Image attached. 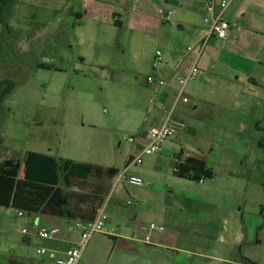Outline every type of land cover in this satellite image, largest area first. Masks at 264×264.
Returning <instances> with one entry per match:
<instances>
[{"label": "rangeland", "instance_id": "374dc122", "mask_svg": "<svg viewBox=\"0 0 264 264\" xmlns=\"http://www.w3.org/2000/svg\"><path fill=\"white\" fill-rule=\"evenodd\" d=\"M164 2L8 0L0 13V164L22 162L26 153L36 152L125 173L128 155L136 157L145 148L142 136L153 115L170 110L154 98L153 85H147L146 78L155 77L163 60L186 50L185 33L164 20V9H168ZM184 3L170 1L176 8ZM114 12L120 26L113 23ZM218 68L229 77L228 70ZM263 81L252 83L241 75L234 86L226 85L225 91L213 94V107L199 103L197 116L180 114L179 107L174 110L173 118L185 128L164 141L162 148L182 152V157L201 156L213 171L212 179H181L172 171L171 157L159 162L170 166V181L179 192L201 197L207 206L201 220L232 210L250 244L236 247L233 253L226 250V255L238 262L241 248L255 264H264ZM155 155L143 156L141 165L129 167V174L149 173L151 165L158 164ZM117 177L106 183L110 187L105 204L121 185ZM95 188L96 182L90 179L74 182L68 191L78 201ZM17 213L0 207V264H10L7 257L12 254L36 258V248L47 246L35 237L28 245L24 241L33 231L28 222L37 218L39 224L40 216L22 212L17 217ZM182 218L187 225L198 220L186 213ZM146 223L158 226L154 221ZM90 243L99 245L95 264H112L122 248L98 233ZM196 247L190 254L157 251L156 259L162 264H224L217 260V252L223 250L218 243L201 240ZM134 248L128 247L124 254Z\"/></svg>", "mask_w": 264, "mask_h": 264}, {"label": "crops", "instance_id": "0c3cea01", "mask_svg": "<svg viewBox=\"0 0 264 264\" xmlns=\"http://www.w3.org/2000/svg\"><path fill=\"white\" fill-rule=\"evenodd\" d=\"M170 1L165 0L164 2L168 7V9H164V20L171 25L176 24L177 28L185 33L186 50L181 55L173 54L166 60L160 58V62L162 60L163 62L154 78L162 79L165 81V85L164 87L153 85L151 93L161 103V106L166 105L170 107L169 109L173 107L175 95L179 89L178 79L183 78L194 63L201 70L203 77L193 85L187 83L188 85L185 86L184 94L190 99V103L177 106L179 113L184 115L196 114L197 116L199 103L213 107L216 104L212 99L213 94L225 91L223 87L226 85L234 86L241 75L248 77L252 83L264 80V0H230L223 18L234 21L235 27L229 32L226 40L210 38L200 55H198V51L205 29L203 25L205 0H184V6L179 8L173 7ZM98 4L99 7L102 6L101 3ZM116 7L121 6L117 5ZM112 20L121 25L116 12L112 13ZM218 67L228 70L229 77L224 76ZM166 111L164 110L159 116V113L153 115L149 129L160 127L163 124L168 113ZM148 131L144 132L142 136L146 142L144 147L148 144ZM192 131L189 129L190 133ZM181 136L186 137L184 134ZM178 139L177 137L174 140ZM154 154H156L154 158L158 164L153 163L149 173L129 174V168L123 174L118 172L120 180L116 182L121 185L114 191L109 203H104V212L107 215V220L104 223L106 231L98 234L108 236L115 240V243L122 244V248L117 252L119 256L113 257L112 264H116L114 263L116 261L119 264L125 262L127 264H162L156 259L157 251L168 250L175 252L176 255L195 253L196 244L201 240L219 244V247L223 249H219L217 252L219 262L255 264L250 260L251 256L242 254L241 248L239 249L238 262L235 259L231 260L233 256L228 258L226 255L229 251L233 253L236 247L250 244L246 234L237 224L236 215L232 213V210L224 209L222 213H216V217L211 220H201L200 215L207 207L201 201V197L199 195V198L192 197L179 192L172 185L174 182L170 181V166L165 168L159 164L161 160L165 159V156L167 159L171 157L172 164L170 165H172L174 173V165L178 157L181 160L187 157L200 158L205 162L206 160L198 155L182 157V152L177 153L173 148L167 147H163L160 152ZM131 158H134L133 154L128 155L127 161ZM126 173H128V177H140L143 179L144 185L142 187L128 185L124 179ZM261 208L264 209V207ZM213 211H216V207L213 208ZM183 213L198 220L187 225V222L182 218ZM37 221V218H33L28 222L33 231L25 237L24 241L28 245L31 238L35 237L47 242V246L43 247L45 254L37 255L36 253L37 249L42 247L36 248L35 253L38 256L36 258L24 253L12 254L7 257L10 264H54L55 257L61 256L67 248L77 243L78 234L74 228L75 220L70 222L68 219L40 216L39 224ZM146 221H154L158 226L164 227V230L162 232L150 231L147 229ZM258 221L260 222V220ZM41 227L58 228L59 233L53 240L44 241L37 236V230ZM145 235L149 236V243L142 240ZM90 242L91 239L79 264H95L97 261L95 252L99 245ZM257 243L260 242L257 241ZM130 246L137 248H134L136 251L125 252V255L124 251ZM213 250L216 252V246ZM226 250L228 251L226 252ZM120 253L123 254L120 255Z\"/></svg>", "mask_w": 264, "mask_h": 264}, {"label": "trees", "instance_id": "16d2710c", "mask_svg": "<svg viewBox=\"0 0 264 264\" xmlns=\"http://www.w3.org/2000/svg\"><path fill=\"white\" fill-rule=\"evenodd\" d=\"M7 2L0 0V13ZM113 23L119 25L117 21ZM21 169L23 176L19 177ZM117 174L115 168L28 152L22 162L5 160L0 164V207L29 215L90 221L105 203L110 187L106 183L111 182ZM174 174L178 178L196 182L210 180L214 176L206 162L195 157L184 160L178 157ZM90 179L96 182L94 191L86 197H80L78 201L73 200L68 190L74 182Z\"/></svg>", "mask_w": 264, "mask_h": 264}, {"label": "built area", "instance_id": "2783aa9c", "mask_svg": "<svg viewBox=\"0 0 264 264\" xmlns=\"http://www.w3.org/2000/svg\"><path fill=\"white\" fill-rule=\"evenodd\" d=\"M230 0H205L203 5V25L205 29L203 30V37L200 42V47L198 55L201 54L203 48L205 47L207 41L215 37L219 40H226L229 36V32L235 27L236 23L234 21H228L223 18V14L227 9ZM161 54L156 53V57L160 58ZM153 69H156L155 64ZM202 76L201 70L194 63L187 74L178 79L179 89L175 95L173 107L168 111L167 117L160 127L150 128L148 131V144L141 151L139 155L131 158L126 166V170L130 166L141 165L142 157L149 156L154 153H158L162 150V143L167 139L175 136L179 131L185 128L182 121L173 118V113L179 104L187 105L190 103V99L184 94V88L188 82L197 80ZM147 85H157L162 87L165 85V81L162 79H157L152 76L146 78ZM120 180L118 177L117 181ZM128 185L134 187H142L144 185L143 180L140 177L131 176L125 179ZM201 182V181H200ZM129 204L131 202H128ZM17 217H22V212L17 213ZM107 220V215L104 212V205L99 208L96 212L95 217L90 221L75 220L74 228L78 234V241L76 244L70 246L61 255L54 258V264H79L80 258L86 249L91 237L97 233L103 231L104 223ZM148 230H154L157 232H162L163 227L155 226L153 224L148 225ZM22 234H26L24 229L21 230ZM59 233L58 228L46 229L41 227L37 230V236L44 240H53ZM142 240L145 243H149V236L145 235ZM37 255L45 254V249H37Z\"/></svg>", "mask_w": 264, "mask_h": 264}]
</instances>
